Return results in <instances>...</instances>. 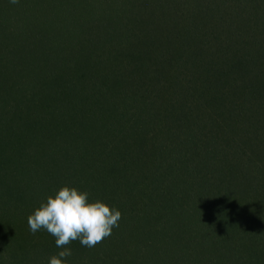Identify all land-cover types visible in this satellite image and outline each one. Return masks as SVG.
Listing matches in <instances>:
<instances>
[{
  "label": "trees",
  "instance_id": "trees-1",
  "mask_svg": "<svg viewBox=\"0 0 264 264\" xmlns=\"http://www.w3.org/2000/svg\"><path fill=\"white\" fill-rule=\"evenodd\" d=\"M63 186L122 214L66 264H264V0H0V264Z\"/></svg>",
  "mask_w": 264,
  "mask_h": 264
},
{
  "label": "clouds",
  "instance_id": "clouds-1",
  "mask_svg": "<svg viewBox=\"0 0 264 264\" xmlns=\"http://www.w3.org/2000/svg\"><path fill=\"white\" fill-rule=\"evenodd\" d=\"M121 215L106 202L90 201L87 191L63 186L28 217V226L32 233L46 230L55 237L56 246L63 249L50 258L49 264H66V258L72 255L67 246L72 241L79 240L82 246L95 247L119 227Z\"/></svg>",
  "mask_w": 264,
  "mask_h": 264
}]
</instances>
